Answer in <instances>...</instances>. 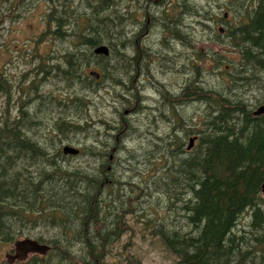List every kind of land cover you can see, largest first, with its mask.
I'll list each match as a JSON object with an SVG mask.
<instances>
[{
	"label": "trees",
	"instance_id": "1",
	"mask_svg": "<svg viewBox=\"0 0 264 264\" xmlns=\"http://www.w3.org/2000/svg\"><path fill=\"white\" fill-rule=\"evenodd\" d=\"M48 1L52 3V0ZM110 1L112 3H109ZM239 2L241 6L235 9V13L245 12V19H241L237 24H229L224 29L227 48L232 47L239 55L241 63L238 62L236 70L247 69L248 74L259 81L260 88V75L264 69V0H239ZM118 5L117 0H101L91 6L89 19H84L81 23L78 19L74 21L64 19L62 14L54 17L55 7L50 6L46 13L48 17L46 21L47 24L52 21L57 28L48 27L47 31L65 39L67 47L59 54L61 59L54 62L55 66H44V63L50 62L48 59H42L38 72L53 73V76L59 79L57 83L62 81L68 86L84 74L90 77L88 69L100 74L97 83L106 81L109 84V80L117 81L118 75L114 76V73L128 76L130 60L121 59L118 49L129 45L135 46L133 43L135 38H128V33L126 34L124 30L127 27L126 19L131 18L129 11H121ZM100 8L102 11L105 8V13H99ZM71 22L74 26L72 31H64L62 25L69 26ZM168 31L172 30L169 28ZM216 33L215 36L221 35ZM45 34L46 31L42 36L44 37ZM100 44L108 46L110 56L93 53L92 49ZM212 57L215 59L214 64L220 67L222 62L217 60L216 56ZM81 59L86 60L81 61ZM105 59L112 61L114 67L103 66ZM173 63L174 60L171 61V64ZM53 68L57 70L52 72ZM223 70L219 72L220 76H224L221 73ZM229 73L227 75L230 80L233 72ZM41 79L44 82L46 76ZM228 79L226 78L225 82H230ZM192 80L189 78L191 83ZM81 87L94 89L96 85L92 80L85 79L81 82ZM51 89L44 93L50 92ZM187 90L183 89L180 95L183 99L188 98ZM191 92L196 96V93ZM4 94L7 95V103L4 102L5 107L0 109V259L4 246L16 239L32 236L39 242L49 245L50 251L44 256L34 254L22 264H84L83 262L104 264L111 244L130 230L125 222V215L133 213L128 211L131 209L128 207H121L119 211L117 208L112 217L118 216V224H110L106 221L111 215L108 204L113 194H109L113 192L112 188L118 185L116 183L121 182L115 176L116 173L114 175L111 173L114 168L111 159L107 157L109 152L105 156L104 150L98 151L97 154L104 156L102 161L108 164L111 172L106 170L102 172L100 171L102 169L97 167H90L89 171V167L66 165L69 160L61 158L62 148H49L47 144L54 145L57 139L59 145L64 140L60 134L70 140H72L70 134L87 137L88 129L93 124L85 122L80 128L78 126H81V121L78 119L72 123L74 125H67L69 120H63L64 116L58 118L54 116L55 108L49 111L54 120L49 118L45 123L40 117L45 115L46 111L37 113L33 109L32 114H27L28 110L23 109L25 106L30 109L34 107V95L17 100L15 107L22 109L14 116L13 109H9L12 104L8 100L10 88L7 80L0 73V96H5ZM260 94L262 98L258 100L259 104L264 102V89ZM202 96V98L196 96L203 105H206V113L199 118L202 119L200 125L196 129L188 128L180 136L178 129L181 125H189L188 120L183 121L180 118L178 124L180 127L173 130L179 141L176 151L172 152L166 147L164 150L167 155L164 152L160 155L162 163L152 183L159 185L156 194L160 197L159 200L163 198L164 203L160 208V214L157 210L158 202H155L154 211L146 215L144 223L150 228L151 235L158 236L164 249L175 258L173 264H264V197L261 194V184L264 179V114L252 116L246 105L240 102L233 103L209 93H203ZM116 99L121 104L125 101L118 97V93ZM179 100L181 101L178 98L169 102L168 109L171 114L175 102L178 103ZM70 102L77 107V95ZM184 111L186 113V109ZM75 112L79 113V110ZM173 119L175 118L171 120ZM47 122H51L52 125L56 123L60 134L53 126L51 129L56 131L55 135L49 133L47 136L35 132L36 129L40 130L48 126ZM61 123L64 128H61ZM246 135L248 136L244 137ZM190 136H195L197 139L192 148L187 150V143L184 142L188 141ZM52 160L56 161L59 167L50 165ZM61 168L64 172L60 171ZM80 173L83 175L81 176ZM72 177H75L74 181H71ZM85 177L89 179L86 180ZM77 178L80 180H76ZM95 195L97 197H94ZM86 196L90 199L92 196V199L88 201ZM39 197L41 198L37 199ZM21 199L23 202L27 200L28 203L24 202V204ZM94 203H97V207ZM173 211L177 217L180 216L176 222L171 215ZM245 212L249 217L246 226L248 229L238 230V221ZM72 242L75 245L81 244L78 254L72 252L71 248L74 245ZM130 244L128 242L124 248ZM125 255L130 264H140L139 258L128 250L125 251Z\"/></svg>",
	"mask_w": 264,
	"mask_h": 264
},
{
	"label": "rangeland",
	"instance_id": "2",
	"mask_svg": "<svg viewBox=\"0 0 264 264\" xmlns=\"http://www.w3.org/2000/svg\"><path fill=\"white\" fill-rule=\"evenodd\" d=\"M99 1L101 0H52L51 3L48 0L47 1L19 0L18 2L17 0H0V19H11V20H7L4 24L2 23V25H4V29L0 31L1 32L0 73L11 85H13L12 88H13L14 102L10 104L9 109L10 110L13 109L12 113L14 116L19 110L16 108L17 106L15 107V103H17L18 100V99L16 100L18 96V92H17L18 86H21L23 89L26 88L32 76V72L34 70L33 67L36 63H38L37 59H39V57H43L45 59L46 58L52 59L53 62L56 61L58 62L61 59L59 54L64 52L65 48L67 47V41L65 39L58 38L55 34H52L49 31H47L48 27H50L51 29L57 28L56 26H54L52 21L50 22V24H47L46 21V19H48L46 13L49 11L50 6L55 7L53 10L54 17L55 15L62 14L64 19H70L71 21L78 19V22L81 23L84 21V19H89V15L92 12L91 6ZM146 1L148 3L150 2L151 4L154 3V0H118L119 2L118 7L123 12H126L125 10L126 7L128 10L134 13L133 19H136L137 17H139L138 9H140L141 6H143L146 3ZM165 1L174 3L177 0H163V2ZM190 1L197 3V5L194 6L193 8H198L202 11L206 10L207 7L209 9V7L211 6L212 13H216L217 16H219L218 22L219 21L221 22L223 21V22L222 23L220 22V25L214 24L213 26L215 28L210 29L208 27L206 28L202 27L203 26L202 24L206 25L208 23V25L211 27L213 24L211 20L205 19L204 23L203 22L200 23L198 22V19H181L182 21H184L183 23H186L187 25L185 31L191 38V40L189 39L190 40L189 42L193 43L192 46L193 48L191 49L186 47V49L182 51V54L186 55L187 58L186 61H183L182 59L183 55L182 57H180L181 52L178 49H176V52L179 54V58H180V60L175 64L176 67L161 68V70L162 72H167L170 77H176L175 72L177 71L179 66L184 64V62L187 64L186 65L187 71L190 70V62L195 57L194 53H196L198 58L200 59L201 54L204 53L210 54L209 52L217 51L218 54L220 53L223 56L225 55V57L218 56L216 57V59L222 62L220 63V67L219 69H217V71L219 73L222 69H224L221 73L225 76L224 80H226V78L228 79L227 71L231 73L234 72V70L236 69V65L234 66L232 64L233 63L235 64L236 61L239 62L238 54L235 52V50L232 47L227 48L228 42L226 40L225 32H223V34H221L220 36H214V34L216 32L217 26L226 29L227 25L237 24L241 19H245L244 17L245 12H241L239 14L235 13V9L240 8L241 6V5L239 6L240 4L239 0H231V1L190 0ZM158 2H160L158 3V5L160 6L163 4V2L160 0H158ZM109 3L112 2L110 1ZM160 6L157 7L156 5L152 6V9L156 11V15L159 16H160V12H159ZM171 8H168V14L170 17L179 18L180 15L182 16L183 14L184 18H188L189 11L186 10L187 8L184 5H177L174 8L172 9ZM64 10L65 12L63 13ZM105 10L106 9L104 8L102 11V9L100 8L99 13L101 14L105 13ZM208 13L210 14V11H208ZM225 13H226V17L224 18ZM130 15L132 17L131 13ZM189 24L190 27L188 26ZM125 25H127L126 27L127 29L130 28L129 23L126 22ZM73 28H74L73 22H71L69 26L62 25V29L67 32L72 31ZM153 30L152 32H154V34H152V36L154 37L151 36V38L153 39L152 40L153 42H156L155 36L158 33H161L162 29L158 28ZM182 30H183V26H182ZM45 31L46 34L43 37L42 35ZM152 41L150 42V38L146 39V41L144 40L145 44L152 45L154 49H160L159 47H157V42L153 44ZM35 53H37L38 55L33 56ZM166 53H170L171 57L174 56V53L169 50H166L161 54H166ZM39 54L42 55L40 56ZM30 55H32V57L36 59L31 63L28 62ZM85 60L86 59H81V61H85ZM199 62L198 64H200V67L202 68L204 67L203 68L204 70H210L211 66L215 65L213 64L214 62H211L210 64L204 62L203 60ZM103 64L104 66L110 65L114 67V64L110 60L103 61ZM225 67L227 68L225 69ZM215 68H217L216 65ZM113 75L114 76L118 75V73H114ZM85 78H88V76L86 75L80 76L77 81L73 82V85L77 88L81 96L83 95L86 96V93L82 92V87H81V82L85 80ZM204 79H208V81L205 82L211 81L212 83H215L216 81L219 82L220 80L219 77H216L214 74L207 72H203L202 80ZM42 82L43 81L40 80V82H37L36 84L42 86L43 89H45L46 91L51 89L52 86H54L53 85L54 83H57V81L52 78H50L49 80L46 79L44 81V84H42ZM63 83L64 82L60 81V83L58 84L59 86H62ZM111 83L113 82H110V84L107 85V88L102 89V91H100L99 93L93 92L91 94L90 96L92 97L91 100L96 102V105L92 104L89 106V108L87 109V113L90 115L86 116L84 120L78 118L82 123L80 124L81 126H78L80 128L84 126L85 122L93 124V126L88 129L87 132L88 136L85 137L84 135L81 134L75 136L74 134H70V136L73 139L72 144L74 146H80V147L84 146L85 149H88L87 150L88 158H85L83 156H79L77 158H68L69 162L66 165L69 164L70 166L75 165L77 167H89L88 168L89 171H90V167L96 168L97 166L93 165L95 163V159L93 158L90 161L89 157L91 156V154L94 155L96 149H99L100 146L102 147L101 143L104 141L105 137L112 134H116L115 131V121L117 118L116 111H118V117L124 115L127 118L126 120L127 123L132 121V117H131L132 115L125 114L123 110V108H125L126 110L129 104L126 101H124L122 104L119 102V100L118 102H116L117 100L116 94L118 93V87H112ZM227 84H229V82ZM253 84H251L250 86L247 85L248 87L244 86V88H242V92H245L247 90L245 93H242V94H247L248 96L245 103L247 106L249 105V107L252 108L258 105V100L262 97L260 91L264 89V83H261L260 84L261 90H257L255 88V90L251 89L252 91L248 92V89L250 90ZM224 88H225L224 92L227 93L228 88L227 87ZM4 99H5L4 96H0V109L2 107H5ZM103 101L106 103V106L100 108ZM185 109H186V114L188 115H190V112H192L193 110L197 112H199V110H202L203 113L199 112L197 117H193L192 122L188 126L181 125V127L178 129L179 130L178 134L180 136H182V134H184V132L188 128L196 129L200 125L202 119L199 118H201L203 114L206 113L205 112L206 105L205 104L203 105L202 103L199 102L191 103V104H187L186 108H183V110ZM36 112L41 113L43 111H36ZM36 112H34V114H37ZM44 114L46 116L43 115L40 118L42 119V121L46 123V121L49 120V117L51 115L49 114V111L44 112ZM54 116L58 118V116L55 113ZM139 116H145V115H138L137 118ZM102 119H106L108 122L106 124H102V122H104ZM150 121L151 119L149 120L147 119L146 123L148 124L142 127L143 130L138 131L139 134L133 135V138L135 140L132 139L131 144L127 146L133 149L131 150L132 151L131 153L123 152V150L120 151L119 153L118 151V167H115L114 171L112 172L113 175L114 173H116L115 176L118 177V179L121 181L117 185L118 196H119L118 209H120L121 207L123 208L128 207L131 208L128 211L133 213H129L125 215V222L130 227L129 228L130 230L122 234L121 237H119V239L116 242L111 244L109 253L104 259V264H130L126 259V255H125V251L127 250L131 254L139 258L140 264H173V262L175 261V258L164 249L159 239L151 235L150 228L146 227L144 223L145 217H147L146 215L152 213V210L154 211L153 205L155 204V202H158L157 210H159L160 214H161L160 208L164 203L163 198L159 200L160 197L158 196V194H156L159 185L158 184L154 185L152 183V179L157 174L159 167L162 163V161L160 160V155L162 154V152L164 153L166 152L165 150L166 147L168 146L161 145L157 147L151 146L148 148V144L152 145L151 140L153 139L157 140L156 135H159L157 133L156 135H153L151 134V132L155 131L158 133H163L166 130L171 129L170 126L168 125V122L164 123V125L159 123L158 128H156L153 122ZM176 121L178 122V119H176ZM72 122H76V119H73ZM141 122L144 121H142L141 119ZM47 123L48 126H45L44 128H42V126L39 125L42 129L40 130L36 129L35 132L47 136H49L48 135L49 133L55 135V131L51 129L52 123L51 122H47ZM118 128H120V125H118ZM148 129L149 131L147 132ZM121 132L119 133V135L120 137L122 136L124 142V136L127 134L128 130L122 133ZM39 134H38V138H39ZM35 137L37 138V136ZM108 138L112 139L111 137ZM62 143H67V141L62 140L59 145H61ZM119 143L121 144V141ZM186 143L187 140L185 141V144ZM47 144L49 145L48 146L49 148L59 146L57 139L54 141V145H51L50 143ZM108 144L110 145L109 142ZM162 146L164 147L162 148ZM107 153L108 151L106 149V152L104 151L103 155L105 156ZM107 157L109 158V154ZM106 171H110V169H106ZM177 214L179 215V212H177ZM171 215L173 219H177V220L180 217V216L177 217L174 211L171 213ZM135 218L138 220H136ZM248 222H249V217L246 214H244L238 221L237 229L238 230L248 229L246 227ZM128 242L131 243L130 246L124 248V245L127 244ZM10 247L11 245L8 244L6 247H4V249L1 250L2 256L0 259V264H8L5 260L6 259L5 253H8L10 251L9 250ZM80 248H81V244L77 243L76 245L74 244L71 249L73 253L78 254V250ZM31 257L32 256H30L29 259H31ZM13 264H19V263L15 262Z\"/></svg>",
	"mask_w": 264,
	"mask_h": 264
},
{
	"label": "flooded vegetation",
	"instance_id": "3",
	"mask_svg": "<svg viewBox=\"0 0 264 264\" xmlns=\"http://www.w3.org/2000/svg\"><path fill=\"white\" fill-rule=\"evenodd\" d=\"M160 1L163 2V0H160ZM158 3H160V2H158V0H154V3H152V5H151V3L148 4V2L146 1V3L143 5L144 11H141L142 17H144L143 19H141L142 22L139 19H137V21L135 22V25H132V23H131L130 28L125 29L126 34L128 33V36H127L128 38H135L134 42H133L135 44V46L132 47L131 45H129L127 47H119V49H118V54L120 55L121 59L128 60V61L130 60L129 67H128L129 68V70H128V76L129 77L119 73L117 81L111 83V85H112V87H113V85H114V87H118V95H119L118 97L122 100H125L129 104L128 108L126 110H125V108H123V110H124L125 114L132 115L131 116L132 121L128 122L129 123L128 124L126 121L127 118L124 115L118 117V111H116V117H117L116 121H115L116 134H112V135L105 137L104 141L101 143L102 147L100 146L99 149H96V152L94 153V155L91 154V156L89 157L90 161L93 158L95 159V163L93 165L97 166V168H99L100 166H102L104 164L102 161L104 156L97 154L98 151L104 150L106 152V149H107V151L109 152V159H111V162L112 163H114L115 161L118 162V159L117 160L115 159V156L117 157L118 151L119 152L122 151L123 147H127L128 145L131 144L130 137L133 139V135L139 134L138 131L143 130L142 127H144L148 124V123H146L147 119L149 120V119H152L154 117H158L161 119H167L168 121H170L172 118L180 119L181 116L178 114L179 108H181V107L186 108L187 104L201 102V100H198L196 98V96H194V100L192 102L186 103L185 102L186 99H183L180 96L183 93V89H182V85L180 84V81H176L177 83L176 82L174 83V81L172 82L173 77H170L167 72H162L161 68L176 67L175 66L176 62H178L180 60L179 54L176 52V49H178L181 52L180 57H182V55H183L182 51H184V49H186V47L188 48V46H191V43L187 42L188 37H187L186 32L181 31V29H180L181 25H182L181 19H214V16L212 14L208 13V9H206L202 12L198 8H193V10H191L189 12L188 18H184L183 14H182V16L180 15L179 18H173V17L169 16L168 8H171V7L174 8L177 5H184L185 7H187V5H185L184 3H181V2L178 3V0L174 3L173 2L171 3L169 1H165V2H163V4L161 6L158 5ZM154 5H156V7L160 6L159 12H160L161 17L159 15H156V11H154L152 8H150ZM209 8H211V6ZM225 17H226V13L224 14V18ZM224 18H222V19H224ZM161 19H165L168 22L172 21L171 23H173L174 28L171 32L167 31V26L165 24L161 23ZM216 19H218V16L216 17ZM200 22L202 23V20H200ZM155 23H157L158 25H156ZM155 28H157V29L161 28L162 29V32L158 33L156 35L158 37V42H159V45H157V47H159L160 49H154V47L152 45L145 44V42H144V40L146 41V39H148V38H150V42L153 40L151 38V36H152V34H154V32H152V30ZM2 29H4V25L0 26V31ZM152 37H154V36H152ZM137 40H139L138 44H137ZM152 43H153V41H152ZM166 50L172 51L174 53V56L171 57L170 53L161 54L162 52H164ZM65 53H64V55H65ZM209 53H210V55H213L216 57H218V56L220 57V55L223 56L220 53L218 54L217 51H212ZM123 54H125L127 56H125ZM36 55H38V54L35 53L33 56H36ZM103 56L107 57V56H109V54L103 55ZM149 57H151V58H149ZM200 57H202V56H200ZM223 57H225V55ZM152 59L154 60V62L152 63L153 66L151 63H149L150 60H151V62L153 61ZM182 59H183V61H186L187 60L186 55H183ZM30 60L35 61L36 59H34L32 57V58H30ZM173 60L175 63L171 64V61H173ZM103 61H106V59ZM143 61H144V63H143ZM214 61L215 60L211 57L206 58V62L208 64H210L211 62H214ZM142 63L144 64L145 69L140 68L139 64H142ZM166 63H168V64H166ZM34 66H35L34 69H36L40 66V64L36 63ZM103 66H104V64H103ZM212 67L213 66H211V68ZM190 72L192 74V77L193 78L195 77V80H197L199 82L202 80V77H201L202 72H201V70L196 69L195 65H193L190 68ZM210 72L212 74H214L216 77H218V75H219L216 68L210 70ZM84 75H86V74H84ZM175 75H176V77H181L184 80L187 79L186 64L184 66L178 67L177 71L175 72ZM88 78H91V77H88ZM88 78H85V79L86 80H92V82L96 85V87L94 89L82 87V92L86 93V96H84V95L83 96H84L85 101H86L85 107L87 109L89 108V103L92 99V97H90L91 94L93 92L99 93L100 91H102V89H106L107 85H109L110 82H112V81H110L109 84L106 81H104L105 83L104 82L97 83V81H98L97 78H92V79H88ZM56 81H59L58 77L56 78ZM37 82H40V80H35L34 84L31 87V90H32L34 97H35V105L36 106L35 105H34V107L32 106L33 107L32 109L25 106L24 107L25 110H28L30 112H32L33 109H36V111H50V110L55 108L54 113L58 117L64 116L63 120H69V119H73V118L82 119V116L85 118L86 116L90 115L84 111V110H86L85 107H82V106H77V107L75 106L74 107L73 102H70L71 100H73L75 98V96L72 99H67V97L53 95L54 92L55 93L58 92V88L54 84H53L54 86H52V89L50 90V92H46V94H44L43 91H46V90L43 89L42 86L37 85L36 84ZM42 84H44V82H42ZM30 98L31 97H29V100H30ZM178 98L181 99V101L179 100L178 103L175 102L176 104L174 106L173 114H171L172 112L168 109L169 102H173V100H177ZM65 100H68L69 102L64 103ZM33 102H34V100H33ZM69 106H71V107H69ZM105 106H106V103L104 102L101 104L100 108L105 107ZM77 110H79V113L75 112ZM81 110H83V114L80 115ZM199 112L203 113L202 110H199ZM199 112H197L195 110L190 112L191 118L197 117ZM119 115H120V112H119ZM138 115H145V116H139L137 118ZM175 115L178 117L176 118ZM133 117H134V119H133ZM49 118L53 119L54 117L50 116ZM84 118H83V120H84ZM140 118L144 122H141ZM175 119L171 120L172 123H171L170 128L172 130H175L177 127H180L174 121ZM107 122L108 121H105V124ZM117 125H120V128H118ZM52 126L54 127V129L57 132H59V129H57L58 127H57L56 123L53 124ZM61 128H64L62 123H61ZM126 130H128V132L124 136L125 141L123 142L122 136L120 137L119 133L121 131L124 132ZM56 131H55V133H56ZM190 133H192V132H190ZM108 137H111L112 139H110ZM120 141H121V144L119 143ZM108 142L110 143V145L108 144ZM122 142H123V144H122ZM96 144H99V143H96ZM103 144H105V145H103ZM184 144H185V142H184ZM58 147L62 148L61 145H59ZM116 147H118V150H116ZM80 150H81V148L79 147V151ZM78 155H80V153ZM63 158H68V156L63 155ZM112 159H114V160H112ZM83 263L86 264L85 262H83Z\"/></svg>",
	"mask_w": 264,
	"mask_h": 264
},
{
	"label": "bare ground",
	"instance_id": "4",
	"mask_svg": "<svg viewBox=\"0 0 264 264\" xmlns=\"http://www.w3.org/2000/svg\"><path fill=\"white\" fill-rule=\"evenodd\" d=\"M118 1V0H117ZM213 1V0H212ZM228 1H231V0H228ZM227 1V2H228ZM179 2H181V3H184L185 5H187V9L186 10H188L189 12L191 11V10H193V7L194 6H196L197 5V3H195V2H191V1H189V0H178V3ZM150 3V2H149ZM148 3V4H149ZM210 3V2H209ZM229 3V2H228ZM231 4V3H230ZM152 5V4H151ZM228 5V4H227ZM172 6V5H171ZM207 7V6H206ZM219 7V6H218ZM150 8H152V7H150ZM149 9V8H148ZM207 9H208V7H207ZM185 10V9H184ZM202 11V10H201ZM208 11H210V14H212L213 16H214V19H207V20H211L212 21V26L210 27L209 25H208V23L206 24V25H204V24H202L203 26L202 27H208V28H210V29H214L215 27L213 26L214 24H217V22H218V19H219V16H218V19H216V17H217V14L216 13H212V7L211 8H209L208 9ZM221 11V10H220ZM203 12V11H202ZM147 13V12H146ZM144 15V14H143ZM221 16V15H220ZM149 18V17H148ZM200 20H202V22L204 23V21H205V19H198V22H200ZM172 22V21H171ZM171 22H168L167 20H165V19H161V23H166V25H167V31H168V29L170 28L171 30H173V28H174V25H173V23H171ZM184 21H182V25H181V31H184V32H186L185 31V28H186V23H183ZM221 22V21H220ZM223 22V21H222ZM221 22V23H222ZM201 23V22H200ZM206 23V22H205ZM138 24V23H137ZM156 25H158L157 23H155ZM226 24V23H225ZM182 26H183V30H182ZM189 27H190V24L188 25ZM228 26V25H227ZM126 27V26H125ZM129 27V26H128ZM218 27V26H217ZM217 27H216V31H217ZM129 29V28H128ZM155 29H157V28H155ZM125 30V29H124ZM154 31V30H153ZM159 31V30H158ZM226 31V30H225ZM216 33V32H215ZM186 34H187V32H186ZM216 34H218V33H216ZM215 36V35H214ZM187 37H188V40H187V42L188 43H190L189 41L191 40V38H190V36L187 34ZM190 39V40H189ZM216 39V38H215ZM155 40H156V42H158V37L156 36L155 37ZM154 40V41H155ZM153 43H155V42H153ZM101 45V44H100ZM157 45H159V42L157 43ZM192 45H193V43L191 42V46H188V48H191L192 47ZM93 47V46H92ZM205 47V46H204ZM198 48V47H197ZM199 49V48H198ZM213 49V48H212ZM92 52V51H91ZM194 53V52H193ZM108 54H109V56H110V51H108ZM107 54V55H108ZM104 55V54H103ZM194 55H195V57H194V59L190 62V68L193 66V65H195V68L196 69H201V72H202V75H203V72H207V73H211L210 72V70H212V69H215V65L210 69V70H204L202 67H200V64H198V62L199 61H201V60H203L204 62H206V58H213L212 56L213 55H210V54H208V53H204V54H201V58L199 59L198 58V56H197V54L196 53H194ZM97 56V55H96ZM95 57V56H94ZM143 57V56H142ZM149 58H151V57H149ZM147 59V58H146ZM145 59V60H146ZM214 59V58H213ZM153 60V59H152ZM215 60V59H214ZM240 59H239V55H238V61H239ZM154 62V60L151 62V60L149 61V63H153ZM203 62V63H204ZM237 62V61H236ZM236 62H235V64L233 63L232 65H237V68H238V65H239V63L237 62V64H236ZM240 62V61H239ZM143 63H144V61H143ZM139 64V66H140V68H143V69H145V67H144V64ZM200 63V62H199ZM241 63V62H240ZM150 64V65H151ZM186 63L184 62V64L183 65H181V66H184ZM187 65V64H186ZM241 65V64H240ZM149 66V65H148ZM152 66H153V64H152ZM181 66H179V67H181ZM230 66V65H229ZM155 67V66H154ZM217 67V66H216ZM241 67H242V65H241ZM210 68V67H209ZM225 68H227V67H225ZM216 69H219V67H217ZM240 69H242V70H240ZM245 68H239L238 70H234V72H233V74L232 75H230V82H229V84H226V82H225V80H224V77L225 76H220V75H218V77H219V82L218 81H216L215 83H212L211 81L210 82H205V81H208V79H204V80H201L200 82L199 81H197V80H195V77L193 78L192 77V74H191V72H190V70L189 71H187V79H183V78H181V77H173L172 78V82L174 81V83L176 82V81H180V84L182 85V89H188L187 90V92H188V98L186 99V103H190V102H192L193 100H194V95H193V93L191 92V91H193L194 93H196V96H198V98H202L203 96V93H209L210 95H217V96H220V97H222V98H225V99H228V100H230V101H232L233 103H242L244 106L246 105V99L248 98V96H247V94H242V93H245V92H242V88H244V86H247V85H251V84H253L252 86H251V88H250V90L248 89V92H251L252 90L251 89H254L255 90V88L257 89V90H261L260 88H259V81L258 80H254L249 74H248V72H247V69H246V71L244 70ZM244 70V71H243ZM153 71V70H152ZM156 72V71H155ZM154 72V73H155ZM228 73V72H227ZM235 73V74H234ZM230 74V73H229ZM228 76V75H227ZM23 77V76H22ZM22 77H21V79H22ZM202 77V76H201ZM28 78V77H27ZM189 78H191V79H193L192 80V83L189 81ZM228 78H229V76H228ZM117 79H118V77H117ZM199 79V78H198ZM260 79H261V83H264V69H263V71H262V74L260 75ZM105 80V79H104ZM28 81V80H27ZM110 81V80H109ZM25 82V81H24ZM177 83V82H176ZM221 83V84H220ZM224 87H227L228 88V92L227 93H225L224 92ZM248 87V86H247ZM235 89V90H234ZM245 90V89H244ZM243 90V91H244ZM253 90V91H254ZM261 92V91H260ZM185 93V92H184ZM262 98V97H261ZM260 98V99H261ZM264 98V97H263ZM260 101V100H259ZM262 101V100H261ZM198 103V102H197ZM199 103H202V102H199ZM239 105V104H238ZM241 105V104H240ZM261 105V103L259 104L258 103V105L257 106H255L254 108H252V107H249V105L247 106L246 105V109H249L251 112V115L252 116H258V115H261V114H264V113H257V108L259 107ZM183 108L184 107H181V108H179V110H178V114L181 116V118H182V120L184 121L185 119L186 120H188V124H190L191 122H192V119H191V117H190V115H188V114H186L185 113V111L183 110ZM239 114V113H238ZM250 115V114H249ZM246 116V115H245ZM263 117V116H262ZM124 119V118H123ZM191 119V120H190ZM177 124H180V119H178V122L176 121V119L174 120ZM150 122H153V124H154V126L156 127V128H158V125H159V123H161L162 125H164V123H166V122H168V125L171 127V123H172V121L170 120V121H168L167 119H161V118H158V117H154V118H152L151 119V121ZM160 124V125H161ZM108 126V125H107ZM118 126V125H117ZM114 127V126H113ZM140 128V127H139ZM260 128V127H259ZM264 128V127H263ZM114 129V128H113ZM133 130V129H132ZM134 131V130H133ZM149 131V129L147 130V132ZM254 131V130H253ZM156 133L157 134H159V135H156ZM151 134H153V135H156V139L157 140H151V142H152V145H149L148 144V148L149 147H157V146H161V145H166V146H168L169 147V150H171L172 152H175L176 151V149H177V145H178V139H177V136H176V133L172 130V129H168V130H166L165 132H163V133H158V132H155V131H152L151 132ZM252 134H253V132H252ZM196 136V135H195ZM239 136V135H238ZM243 136V135H242ZM241 136V137H242ZM248 135H246V136H244V137H247ZM127 137V136H126ZM240 137V136H239ZM243 137V138H244ZM235 138V137H234ZM134 139V138H133ZM195 139H197V137L195 138ZM240 139V138H239ZM245 139H247V138H245ZM244 139V140H245ZM249 139V138H248ZM247 139V140H248ZM135 140V139H134ZM232 140V139H231ZM125 141V140H124ZM247 142V141H246ZM146 143H148V142H146ZM68 145V143H62L61 144V146H62V148H64L65 146H67ZM124 146V145H123ZM156 149V148H155ZM122 150H123V152H132L131 150V147H123L122 148ZM153 150V149H152ZM120 153V152H119ZM117 159H118V154H117ZM116 159V160H117ZM50 162H52L50 165H52V166H55V165H57L58 166V163L56 162V161H50ZM112 163V162H111ZM31 165V164H30ZM49 165V164H48ZM60 165V164H59ZM108 164H103L102 166H100L99 167V169H102V170H100V171H104V170H106V169H108V166H107ZM27 166V165H26ZM35 166V165H34ZM112 166H113V168H115V167H118V162H114V163H112ZM59 167V166H58ZM106 167V168H105ZM18 168V167H17ZM52 168H54V167H52ZM21 169H23V168H21ZM24 170V169H23ZM26 170V169H25ZM60 171H62V172H64V170L61 168V170ZM77 172H79V171H77ZM111 172V171H110ZM12 173V172H11ZM15 173V172H14ZM49 173V172H48ZM66 173V175H67V172H65ZM112 173V172H111ZM8 175H9V173H8ZM17 175H18V173H17ZM16 175V176H17ZM54 175V174H53ZM62 175H64V173H62ZM76 175V174H75ZM80 175L82 176L83 175V173H80ZM112 175H113V173H112ZM37 176V175H36ZM42 176H43V173H42ZM51 177H52V175H50ZM59 176V175H58ZM86 176H87V173H86ZM19 177V176H18ZM27 177V176H26ZM29 177V176H28ZM41 177V176H40ZM56 177H57V175H56ZM69 177V176H68ZM76 177V176H75ZM75 177H72V180L71 181H74L73 179L75 178ZM78 177H79V175H78ZM83 178V177H82ZM86 178V180L87 179H89V178H87V177H85ZM93 178V177H92ZM23 179V178H22ZM29 179V178H28ZM42 179H43V177H42ZM49 179H51V178H49ZM108 179V178H107ZM106 179V181H108ZM111 179H112V177H111ZM110 179V180H111ZM117 179V178H116ZM23 180H25V177H24V179ZM47 180V179H46ZM45 180V181H46ZM76 180H80V178L78 179H76ZM85 180V181H86ZM94 180V179H93ZM99 180H101V179H99ZM114 180V179H113ZM7 181V180H6ZM33 181V180H32ZM37 181V180H36ZM38 181H39V183H41L40 182V180L38 179ZM43 181V180H42ZM71 181H69V182H71ZM96 181H98V180H96ZM115 181H117V180H115ZM114 181V182H115ZM10 182V181H9ZM68 182V183H69ZM78 182V181H77ZM76 182V183H77ZM89 182V181H88ZM99 182V181H98ZM111 182V181H110ZM114 182H111V183H114ZM26 183H28V182H26ZM34 183V182H33ZM47 183V182H46ZM65 183V182H64ZM74 184V186H76L77 184ZM92 183V182H91ZM110 183V184H111ZM116 183V182H115ZM125 183V182H124ZM43 184V183H42ZM71 184H73V183H71ZM95 184V183H94ZM102 184V183H101ZM108 184V183H107ZM109 184V186H111ZM116 184H119V182L118 183H116ZM26 186H27V184H25ZM35 185H36V182H35V184H34V187H35ZM81 185V184H80ZM98 185V184H97ZM103 185V184H102ZM106 185V184H105ZM115 185V184H114ZM121 185V184H120ZM125 185V184H124ZM20 186V185H19ZM31 186V185H30ZM86 185H84V187H85ZM88 186V185H87ZM96 186V185H95ZM99 186V185H98ZM22 187V186H21ZM84 187H83V189H84ZM90 187V186H89ZM97 187V186H96ZM106 187V186H105ZM18 188H20V187H18ZM28 188V187H27ZM26 188V189H27ZM32 188V187H31ZM86 188V187H85ZM92 188V187H91ZM101 188V187H100ZM99 188V189H100ZM33 189V188H32ZM94 189H95V187H94ZM109 189V188H108ZM113 189V192H111L109 195H111V194H113V195H111V202L108 204L109 205V209L108 210H110V213H111V215L110 216H108V218L106 219V221L108 222V223H110V224H118V216L116 215V214H114V215H116L117 217V220H115L116 218H114V217H112L113 215V213L116 211V209L118 208L117 206H118V186L116 185V187H114V188H112ZM25 190V189H24ZM24 190H22V192L24 191ZM45 190V189H44ZM96 190V189H95ZM29 191V190H28ZM32 191V190H31ZM48 191V190H47ZM97 191V190H96ZM110 190H108V192H109ZM20 192H21V190H20ZM50 192V191H49ZM101 192V191H100ZM107 192V193H108ZM18 193V192H17ZM24 193V192H23ZM28 193V192H27ZM32 194H33V191L31 192ZM37 193V192H36ZM35 193V194H36ZM94 193V192H93ZM96 193V192H95ZM97 193H98V191H97ZM106 193V192H105ZM87 194V193H86ZM38 195V194H37ZM37 195H35V196H37ZM90 195V194H89ZM94 195V194H93ZM98 195V194H97ZM108 195V194H107ZM32 196V195H31ZM30 196V197H31ZM34 196V195H33ZM39 196V195H38ZM52 196V195H51ZM87 197V196H86ZM94 197H97L96 195L94 196ZM167 197V196H166ZM41 197H39V198H37V199H40ZM3 199V198H2ZM26 199V198H25ZM30 199V198H29ZM33 199V198H32ZM87 200L88 199H90V198H86ZM91 199H92V196H91ZM90 199V200H91ZM96 199V198H95ZM94 199V200H95ZM105 199H106V196H105ZM167 199H168V197H167ZM22 200V199H21ZM20 200V201H21ZM90 200H88V201H90ZM101 200V199H100ZM27 201V200H26ZM26 201H24L25 203H28V202H26ZM34 201V200H33ZM40 201V200H39ZM87 201V203H89ZM96 201V200H95ZM108 201H109V199H108ZM22 202H23V200H22ZM23 202V203H24ZM31 202V201H30ZM82 202V201H81ZM93 202V201H92ZM98 202H100V201H98ZM103 202V201H102ZM6 203V202H5ZM24 203V204H25ZM34 204V203H33ZM95 205L97 204V203H94ZM101 204H103V203H101ZM100 204V205H101ZM106 204V203H105ZM170 204V203H169ZM89 205H90V203H89ZM92 205V204H91ZM90 205V206H91ZM94 205V206H95ZM29 206V205H28ZM33 206V205H32ZM88 206V205H87ZM102 206V205H101ZM92 207H93V205H92ZM96 207H97V205H96ZM96 207H94V208H96ZM24 208V207H23ZM26 208H28V207H26ZM88 208V207H87ZM93 208V209H94ZM103 208V207H102ZM108 208V207H107ZM105 209V208H104ZM107 210V211H108ZM97 211V210H96ZM95 211V212H96ZM118 211H119V209H118ZM117 211V212H118ZM186 211H187V209H186ZM10 212V211H9ZM95 212H92V213H95ZM105 212H106V210H105ZM249 212V211H248ZM254 212H255V210H254ZM97 213V212H96ZM107 213V212H106ZM120 213V212H119ZM88 214V213H87ZM90 214V213H89ZM103 214H104V212H103ZM103 214H101L102 216H103ZM108 214H109V212H108ZM243 214H247L246 212L245 213H243ZM8 215H9V213H8ZM98 215V214H97ZM255 215V214H254ZM260 215V214H259ZM258 215V216H259ZM5 216V215H4ZM8 217V216H7ZM11 217H12V215H11ZM14 217V216H13ZM107 217V216H106ZM102 218V217H101ZM260 218V217H259ZM14 219V218H13ZM15 219H17V218H15ZM258 219V218H257ZM175 222H176V220L177 219H173ZM16 221V220H15ZM173 223V222H172ZM178 223V222H177ZM176 223V224H177ZM12 224H13V222H12ZM179 224V223H178ZM9 225V224H8ZM170 225V224H169ZM168 225V226H169ZM175 225V224H174ZM172 226L170 225V228H171ZM178 227V226H177ZM158 237V236H157ZM159 237H160V235H159ZM159 239V238H158ZM50 247V246H49Z\"/></svg>",
	"mask_w": 264,
	"mask_h": 264
},
{
	"label": "water",
	"instance_id": "5",
	"mask_svg": "<svg viewBox=\"0 0 264 264\" xmlns=\"http://www.w3.org/2000/svg\"><path fill=\"white\" fill-rule=\"evenodd\" d=\"M94 52L97 54H108V48L104 45L98 46L94 49ZM93 76L96 78L98 77V74L96 72H91ZM257 113H264V104H261L257 108ZM194 138L189 139V144L187 146L188 149L191 148L193 144ZM64 152H70L74 153L76 150L65 147ZM261 193L264 196V179L261 184ZM13 254L12 255H7L8 261L13 262L14 260H24L29 253H39V254H45L46 252L49 251L50 247L47 244L40 243L36 240L30 239V238H24V239H18L15 240L13 244Z\"/></svg>",
	"mask_w": 264,
	"mask_h": 264
}]
</instances>
